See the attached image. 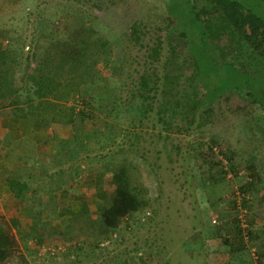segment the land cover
Returning a JSON list of instances; mask_svg holds the SVG:
<instances>
[{
    "label": "rangeland",
    "instance_id": "rangeland-1",
    "mask_svg": "<svg viewBox=\"0 0 264 264\" xmlns=\"http://www.w3.org/2000/svg\"><path fill=\"white\" fill-rule=\"evenodd\" d=\"M162 1L0 0V31L9 29L14 37L23 39L15 44L20 50L16 69L19 90L14 98L17 107L12 110L37 111L40 126L54 132L55 149L61 151L51 159L53 174H47L53 179L35 181L45 186L31 185L35 193L30 199L40 200L34 204L35 214L18 220V227L13 228V232L21 227L37 231L22 238L17 230L19 249L31 264H78L79 260L85 264H264V130L257 124L264 126V116L245 95L264 104V77L256 69L260 66L264 70L263 59L257 55L251 61L249 54L231 50L228 55L218 50V29L201 10L206 0H195V4L193 0H167L176 8L171 15L198 65L191 66L192 60L183 62V56L175 52L170 55V70L184 76L195 72L204 75L199 79L207 85L209 97L223 96L208 106L212 114L202 133H197L196 124L189 132L178 131V119L166 130L157 114V103L149 109L137 96L139 76L152 68L146 58L149 47L157 40L165 47L155 63L159 69L169 54L166 36L170 19ZM234 1L264 19V0ZM41 14L48 20L46 29L57 35L47 38L41 34ZM81 22L104 35L107 59L74 69L63 65L70 48L65 43L76 37ZM133 22L142 28L139 41L133 38L129 25ZM237 25L247 26L242 20ZM39 38L45 39L42 48H37ZM226 39L220 44L231 43ZM2 41L6 44L8 39ZM40 58L48 71L72 81L75 91L92 98L85 104L83 95L76 96L77 108L86 106L90 114L84 121L53 126L49 122L51 111H39L36 101L26 100L30 74ZM197 82L198 77L194 85ZM236 89L240 92L224 95ZM202 93L203 89L198 94ZM61 131H68L69 138H58L56 132ZM211 148L227 171L226 177H217L209 162L201 158ZM25 150L22 148L21 154L25 155ZM124 159L134 165L133 182L149 205L125 219L118 231L104 229L97 219L96 205L87 202L93 190L88 182L105 164L113 166ZM232 163L237 173L231 169ZM252 178L256 185L252 191H241ZM76 183L80 187L74 186ZM104 187L111 197L114 185L110 179H105ZM238 204L242 210L235 208ZM61 209L64 216L59 214ZM235 217L239 218L240 233ZM73 242L84 248L75 249ZM102 245L105 250L100 249Z\"/></svg>",
    "mask_w": 264,
    "mask_h": 264
},
{
    "label": "trees",
    "instance_id": "trees-1",
    "mask_svg": "<svg viewBox=\"0 0 264 264\" xmlns=\"http://www.w3.org/2000/svg\"><path fill=\"white\" fill-rule=\"evenodd\" d=\"M206 1L207 5L203 6L201 10L204 13L203 15H208L213 19V24H215L218 29V34L216 36V45L219 47L218 50L222 52L225 51L228 55H230L229 53H231V50H234V53H246L251 55V61L255 60V57L258 55L260 59H263L262 63H264V53L262 52L264 50L263 17L234 0ZM162 2H164L163 4L168 12L167 20L168 18L170 19L167 23L169 32L167 31L168 35L166 36V39L169 40V44L167 42L168 46H170L168 51L169 54L162 63V69L161 67L159 69L155 63L159 62L165 47L161 44V40H157L155 44L149 47L146 58L149 59H147V61H149L148 63L151 64L152 68L150 72L145 71L139 76L137 80V96L149 109H153V104L157 103V114L159 119L166 124V130L173 126L172 124L175 119H178L181 122V125H177L178 131L189 132L194 124H196V130L198 129L197 133H202L204 127L210 122V115L212 114L209 112L208 106L211 104L212 100L215 101L216 98L223 95L214 98L209 97L208 92L205 90L207 85L202 83L201 79H199L203 78L204 75L202 76L200 74V76H197L195 72L191 74V76H184L183 74H178L170 70V55L175 52H179L178 55L183 56V62L192 60L191 66L197 68L198 65H195L196 63L193 62V59L194 61H196V59L189 51L185 35L177 30L175 19L171 15L176 8L168 4L167 0H163ZM193 4H195V0H193ZM170 8L172 9L171 11ZM192 9L194 10V5ZM240 20L247 24L246 28L238 27L237 21ZM87 22L85 24L81 22L82 26L79 28V33H75L76 37L74 39L69 37L71 43L69 40L65 43L66 46L70 48H68L66 54L64 53L63 65L72 66L74 69H81L88 66L90 67L94 62H102L107 59V42L105 41L104 35L93 26H88ZM47 23L48 20L41 14L38 20V26L42 29L41 34L47 38L57 35L52 33L53 30L46 29L45 26ZM129 25H132L133 28V38L139 41L142 28L137 22H133V24ZM75 28H72L73 32L78 30L76 25ZM249 28H254L258 31L255 33L249 32ZM174 35L177 36L176 41L173 40V38L176 37ZM4 38L8 39L6 44L2 41ZM225 38H227L226 40L230 39L231 43L220 44ZM20 41L22 42L23 39L14 37L11 30L6 28L1 29L0 112H5L7 108L13 111L12 108L16 104L14 98L19 90L16 88L17 54L20 50H16L15 44ZM174 41L176 43H174ZM256 41L259 43L256 44ZM43 42H45V39L39 38L37 48H42L41 44ZM238 43L239 47H236ZM20 46H22V44ZM221 46H223L224 49H222ZM43 61L44 58H40L37 67L33 70L32 74H30V87L25 96L26 100L29 102L36 101L35 103L39 111H51L49 122L53 126H67L73 123L75 119L84 121L90 114L86 106L77 108L76 96L81 93L75 91V86L72 81L62 78L60 74L56 75L52 70L51 72L48 71ZM29 65L32 66L30 63ZM256 69L258 74L264 77L263 67L256 66ZM197 77L198 82L194 85ZM186 81L187 83L185 84ZM195 86L197 87V91L194 89L193 92V87ZM191 88L192 90L190 91L189 89ZM201 89H203L202 96L198 94ZM241 91L245 92L244 90ZM236 92H240V90L236 89L224 95H231ZM81 95H83V102L89 104L92 98L85 93ZM245 95L249 97L250 101L255 102L257 107L261 108L264 116V104L252 95H248L247 93H245ZM31 106L32 105L28 106V109H30ZM21 110L25 111L24 109ZM32 111L33 110H28V113L19 115H23L26 120H37V126L42 127L38 119V112ZM14 113L18 114L16 111H14ZM257 124L264 130V126L261 125V123L257 122ZM201 158L209 162L210 169L216 172L217 177H226L227 171L222 168L221 160L213 153V148L204 151L201 154ZM112 164L113 166L105 164L104 170H100L94 178L88 182L93 190L89 193L90 196L87 198V202L96 205L97 219L104 229L118 231L119 228L121 229L125 219H131L136 213L144 211L149 205V202L136 188L133 182L132 173L134 165L126 159L120 163L115 162ZM230 167L237 173L233 163ZM106 178L110 179V182L114 185V191L111 197H108L104 187ZM211 178L213 179L215 177ZM255 186V180L252 178L247 180L240 189L243 192L249 193ZM9 188L13 196L20 199H24L27 195L26 193L32 190L28 183L18 179L12 180L9 184ZM67 188L66 186L63 190ZM34 191L35 190L32 192ZM35 203H33V205ZM244 203H247L246 199ZM235 208H238V206L236 205ZM77 213L79 212L77 211ZM59 214L60 216H64L65 212L61 209L59 210ZM73 217H75V215H73ZM235 220L237 221L236 228L240 233L241 228L240 225H238L239 218L237 217ZM18 224V219L15 217L7 219L0 211V264H31L27 255L19 249L18 240L13 232V228L18 227ZM57 228H59V224ZM73 245L75 249L80 250L84 248V245L78 242H73ZM98 246L99 244H96V247ZM100 249L105 250L106 247L102 245ZM77 251L78 250H76V254L80 255Z\"/></svg>",
    "mask_w": 264,
    "mask_h": 264
},
{
    "label": "crops",
    "instance_id": "crops-1",
    "mask_svg": "<svg viewBox=\"0 0 264 264\" xmlns=\"http://www.w3.org/2000/svg\"><path fill=\"white\" fill-rule=\"evenodd\" d=\"M19 114L22 113L15 114L10 108H7L5 112H0V211L6 214L7 217H15L22 222L23 219L31 218L32 214H35L33 203L40 202V200L32 201L30 199L35 193L32 192L33 190L26 193L24 199L13 196L9 188L10 182L18 179L30 186L32 184L45 186L44 182L37 184L35 181L53 179L51 159H54L55 154H60L61 151L55 149L57 144L53 131L44 130V127L37 126V120H26L23 115ZM56 133H59L58 138H69L63 131ZM22 148H26L25 155L21 154L23 152L21 151ZM59 148H61V145H59ZM59 159L61 162L63 161V158L59 157ZM58 170L61 173L63 172L61 168ZM49 171H51V174L48 175ZM38 172L40 175H38ZM76 184L74 186L80 185ZM17 207L18 209L13 213V210ZM17 230L14 229V234L18 239ZM18 231L19 236L22 238L30 234L32 236L38 234L36 230L31 232V229L26 227H21ZM82 258L84 257L82 256ZM83 263H86L85 260L84 262L80 260L78 262V264Z\"/></svg>",
    "mask_w": 264,
    "mask_h": 264
},
{
    "label": "built area",
    "instance_id": "built-area-1",
    "mask_svg": "<svg viewBox=\"0 0 264 264\" xmlns=\"http://www.w3.org/2000/svg\"><path fill=\"white\" fill-rule=\"evenodd\" d=\"M238 208L241 209L240 204H238ZM241 210H242V209H241ZM242 215H243V214H242ZM241 217H242V216H241ZM241 220H242V225H245V224H246V223H245V220H246V219L243 217V218H241ZM52 252L54 253V249L52 250ZM53 253H52V254H53Z\"/></svg>",
    "mask_w": 264,
    "mask_h": 264
}]
</instances>
